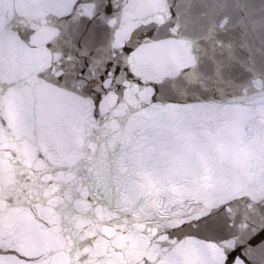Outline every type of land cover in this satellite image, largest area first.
Instances as JSON below:
<instances>
[{
	"label": "water",
	"instance_id": "1",
	"mask_svg": "<svg viewBox=\"0 0 264 264\" xmlns=\"http://www.w3.org/2000/svg\"><path fill=\"white\" fill-rule=\"evenodd\" d=\"M0 264H264V0H0Z\"/></svg>",
	"mask_w": 264,
	"mask_h": 264
}]
</instances>
